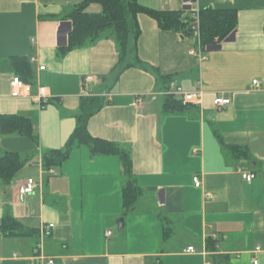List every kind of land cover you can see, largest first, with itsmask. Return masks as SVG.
<instances>
[{
	"label": "crops",
	"instance_id": "1",
	"mask_svg": "<svg viewBox=\"0 0 264 264\" xmlns=\"http://www.w3.org/2000/svg\"><path fill=\"white\" fill-rule=\"evenodd\" d=\"M82 1L0 0V115L27 118L37 137L0 134V154L28 160L9 185L0 179V223L10 214L29 233L0 238V264H264V0H138L183 16L235 10L236 28L199 61L189 54L193 35L161 31L139 14L136 52L130 38L122 62L111 34L58 54L72 29L67 16ZM16 57L29 62V97L9 93ZM86 75L95 78L88 88ZM160 77L187 92L200 83L201 105L165 113L168 84ZM37 86L51 96L43 108L31 100ZM216 97L229 105L215 108ZM87 98L103 103L88 120L89 135L130 154L141 189L130 209L122 207L128 179L118 156L91 155L82 145L53 174L42 166L45 152L64 148ZM27 179L38 186L22 199ZM47 224L54 227L44 237Z\"/></svg>",
	"mask_w": 264,
	"mask_h": 264
},
{
	"label": "trees",
	"instance_id": "2",
	"mask_svg": "<svg viewBox=\"0 0 264 264\" xmlns=\"http://www.w3.org/2000/svg\"><path fill=\"white\" fill-rule=\"evenodd\" d=\"M92 5L100 8L99 13H90ZM146 14L157 22L161 31H172L184 37H191L192 18L183 16L177 11H157L142 6L138 0H83L81 4L73 8L67 18L72 23V29L68 34L67 45L58 49L59 55H65L72 49L85 47L103 34H111L119 51V62H122L128 53L129 39L133 38L132 51L135 53V42L140 33L137 17ZM199 45L204 49L206 46L220 43L229 35L237 24L235 10H199ZM136 62V60H135ZM12 67L18 77L26 84L32 85L31 70L26 58L16 57L11 60ZM164 85L169 84V79L160 77ZM169 82V83H168ZM167 88V86H166ZM103 105L99 98H87L80 105L79 115L76 117L77 124L70 135L64 148L49 150L42 155V166L49 172L60 167L69 157L73 149L85 145L89 147L91 155H115L120 159L122 174L128 179L121 190V201L124 210L130 209L141 195V189L132 180V162L129 152L116 143L93 138L87 130L88 120ZM192 107L182 105L172 96L165 97L163 109L165 113L183 112ZM1 135H21L37 143V137L33 135L31 122L17 115H0ZM28 162L15 153L0 154V179L4 184L12 181L17 173ZM164 236L167 230L164 229ZM26 232L21 224L10 214H5L0 223V238L11 236H25ZM166 237V236H165Z\"/></svg>",
	"mask_w": 264,
	"mask_h": 264
},
{
	"label": "built area",
	"instance_id": "3",
	"mask_svg": "<svg viewBox=\"0 0 264 264\" xmlns=\"http://www.w3.org/2000/svg\"><path fill=\"white\" fill-rule=\"evenodd\" d=\"M199 10L192 12V32H193V37L195 40V47L189 51V54L195 58H197L199 61L204 59L203 51L204 49L199 45ZM40 70H43L44 67H40ZM95 82V78L93 76H84L82 80V84L84 88H88L89 84H92ZM254 86L258 85V81L254 80L252 82ZM198 88L195 91L192 92H187L184 91L182 88H180L178 85L174 83H169L166 90L163 91V95L165 97L172 96L176 101H179L182 103V105H191L195 107H199L201 105V100H202V87L201 84L198 83ZM29 90H30V85L24 83L18 77H13L12 81L10 83V94L11 97L13 98H24V97H29ZM104 96V95H103ZM51 96L48 92L47 89H45L42 86H37L34 94L31 96L32 102L36 103L39 108H43L44 105H46ZM230 100L226 98H221V97H216L213 101V105L215 108L219 109L224 106L229 105ZM132 106L134 108H139L141 107V98L140 96L135 97ZM51 174L54 172L52 170L49 171ZM242 179L250 182L253 180L254 174L250 173H242ZM193 184L195 188H200L201 187V181L199 180L198 177H193ZM38 183H35L33 179H27L24 185L20 188L19 190V195L23 199L26 196L31 195L34 190L37 188ZM54 227L53 224H47L41 226L40 229V234L44 237H48L51 234V229ZM110 235V232L107 233V236ZM188 253H194L195 249L193 247H188L187 248ZM46 264H55L53 259H49ZM253 264H257L256 259L253 260Z\"/></svg>",
	"mask_w": 264,
	"mask_h": 264
},
{
	"label": "water",
	"instance_id": "4",
	"mask_svg": "<svg viewBox=\"0 0 264 264\" xmlns=\"http://www.w3.org/2000/svg\"><path fill=\"white\" fill-rule=\"evenodd\" d=\"M119 228H121V227L119 226Z\"/></svg>",
	"mask_w": 264,
	"mask_h": 264
}]
</instances>
